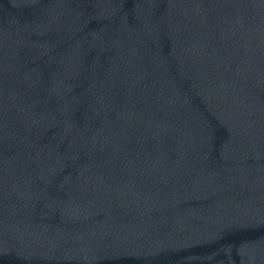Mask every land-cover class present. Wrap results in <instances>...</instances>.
<instances>
[{
	"label": "water",
	"instance_id": "1",
	"mask_svg": "<svg viewBox=\"0 0 264 264\" xmlns=\"http://www.w3.org/2000/svg\"><path fill=\"white\" fill-rule=\"evenodd\" d=\"M0 264H264V0H0Z\"/></svg>",
	"mask_w": 264,
	"mask_h": 264
}]
</instances>
